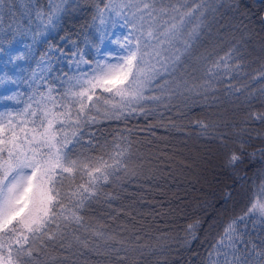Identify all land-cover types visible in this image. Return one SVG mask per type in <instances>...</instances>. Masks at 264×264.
<instances>
[{
	"label": "trees",
	"instance_id": "1",
	"mask_svg": "<svg viewBox=\"0 0 264 264\" xmlns=\"http://www.w3.org/2000/svg\"><path fill=\"white\" fill-rule=\"evenodd\" d=\"M60 2L8 0V10L4 9L8 32L0 40V53L22 46L24 63L12 67L20 71V81L13 86L22 101L40 88L29 75L40 66H45L43 92L60 101L75 83L70 78L99 61L104 44L124 22L113 13L101 23L97 5L103 7L105 0H66L49 23ZM187 3L189 8L201 7L186 18L175 47L163 46L164 56H181L179 70L158 77L145 89L146 99L126 108L119 119L92 112L94 120L79 126L73 158L81 151L95 157L103 146L112 151L119 144L126 167L107 183L101 181L96 195L75 209L82 227L62 228V240L38 241L25 264H213L224 261L223 255L210 259L209 253L232 221H237L243 240L251 241L253 257L252 244L257 250L264 247V217L245 216L264 182V119H257L264 117V0ZM172 15L163 19L179 23V16L173 21ZM194 27L196 36L185 51L183 41ZM81 56L88 63L77 67ZM216 61L220 67L208 75ZM203 152L217 170L213 182L202 189L197 181H188L192 174L186 163ZM233 154L240 160L230 164ZM87 181L86 174L76 177V184ZM64 184L67 191L69 181ZM183 198L186 204L180 208L188 212L172 218L176 200L181 204ZM189 225L195 226L192 233ZM227 251L231 255V249ZM7 254L5 248L3 255Z\"/></svg>",
	"mask_w": 264,
	"mask_h": 264
},
{
	"label": "snow or ice",
	"instance_id": "2",
	"mask_svg": "<svg viewBox=\"0 0 264 264\" xmlns=\"http://www.w3.org/2000/svg\"><path fill=\"white\" fill-rule=\"evenodd\" d=\"M63 3L66 0H61L52 9L49 23L63 10ZM200 7L194 4L189 8L187 0H176L175 3L170 0H105L103 7L97 5L101 23L114 13L124 20L121 27L131 28L124 37L125 42L113 41L119 43L122 50V54L114 57L115 62L97 61L88 72L70 78L75 83L70 84L60 101L41 94L35 107L28 104L15 114L0 112V264H25L24 258H32L38 241L43 244L45 238L62 240V228L73 224L83 226L75 209L84 207L85 201L96 195L101 181L107 183L126 165L125 150L119 144L114 145L112 151L107 145L103 146L101 154L95 157L81 151L73 158L79 144V126L94 120L92 112H102L106 117L115 115L119 119L126 108L146 99L145 89L158 77L178 71L181 56H164L167 49L163 46L175 47L183 36L186 18L194 16ZM170 13L173 21L179 16V23L163 19ZM134 33L138 35L133 38ZM195 36L194 27L183 41L185 51ZM179 51L176 48V52ZM80 63L88 62L81 56L77 67ZM219 67L220 61H216L207 74L212 75L213 68ZM224 67L227 68V63ZM49 100L51 107L46 102ZM239 160L240 156L233 154L229 163L235 164ZM84 174L88 176L87 183L76 184L77 175L83 179ZM65 180L69 181L67 191H64ZM256 196L245 216L264 217V182ZM244 218L239 219L243 221ZM53 224L55 230L50 227ZM194 227L188 226L189 233ZM239 243L245 245L244 249L237 247ZM249 243L251 241L245 242L243 234L237 231V221H232L224 229L221 239L212 246L209 258L215 254L217 258L224 256V264H264V247L257 250L252 244L253 257ZM5 248L8 249L7 257L3 255ZM228 249H231V255ZM213 264H220L219 259Z\"/></svg>",
	"mask_w": 264,
	"mask_h": 264
},
{
	"label": "rangeland",
	"instance_id": "3",
	"mask_svg": "<svg viewBox=\"0 0 264 264\" xmlns=\"http://www.w3.org/2000/svg\"><path fill=\"white\" fill-rule=\"evenodd\" d=\"M4 9L6 11L8 10V0H0V40L3 37L5 31L7 30L8 32V27L5 29L7 23L4 20L6 17ZM121 25H124V22L116 26L112 32V35H110L108 38L109 40L104 44L98 57L99 61L111 60L114 63V57L117 54H122L120 44L113 43V41L119 40L121 42H125L124 37L128 35V33L131 31V28L130 26L121 27ZM134 35H138V33H134L133 38ZM21 47L22 46L18 47V45H13L11 48V53H8V48L6 50L7 53L4 55L3 53H0V69L8 68L9 70L0 72V112H11L15 114L19 111H22L28 104H32L33 107H35V102L41 99V94H43L45 97L49 96L48 92H43V89L41 88L43 85L42 80L45 76V66H40L36 70H32L29 75L31 82H33L35 87H40L41 89L39 88L36 93L33 92L32 95L34 96H31L28 101H22L19 97V90L17 88L15 89L13 85H16L20 81V71H15L12 67L17 63H20V65H23L24 63L25 53ZM7 97H15V99H7ZM46 102L48 103L49 107L52 106V102L50 100ZM206 153L207 152H203L200 156L194 155L192 161L186 163V167L190 169L188 173L192 174V177H190L191 179L188 181H197L195 184L196 187L202 189L207 187L208 182H213L215 178V171L217 170V166L213 165L214 160L212 162V158H210V156H205ZM201 157L203 159H200ZM186 200V198H183L181 204L179 203V199L176 200V204H174L176 210H172V218L180 217L183 213L188 212V210H181L180 208L183 203L186 204ZM161 214L164 215L165 212H162ZM220 264H224V261L222 260Z\"/></svg>",
	"mask_w": 264,
	"mask_h": 264
}]
</instances>
